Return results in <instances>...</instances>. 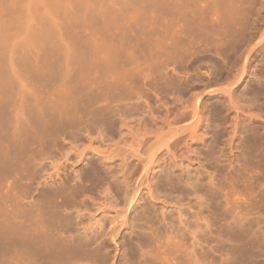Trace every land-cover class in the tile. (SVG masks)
Masks as SVG:
<instances>
[{
    "label": "bare ground",
    "instance_id": "obj_1",
    "mask_svg": "<svg viewBox=\"0 0 264 264\" xmlns=\"http://www.w3.org/2000/svg\"><path fill=\"white\" fill-rule=\"evenodd\" d=\"M34 1H35V4L37 2H39L40 6H42L40 3L44 2L43 3V5L45 4L44 9H41L42 7H39L38 5H33V4L32 5L29 4L28 5L29 7L26 8V5H25V7H22V6H20V3H19L18 6L16 5L17 7L15 8V10H13L11 13L8 12L10 15L9 16L10 19L11 18L15 19L18 17L17 20H14V22L20 20L19 22H17V24H15L14 30H12L11 29L12 27L10 26V24H8L6 22L7 21L6 17L1 14L4 9H2V12L0 13V15H1V20H0V63L4 65L3 62H6V64L4 66L0 64V66H1L0 70L2 71V72L0 71L1 72L0 73V95H2V94L6 95L8 92H10V94L18 93L17 92L18 90H16L18 88H16L14 90L16 92H13V90L11 92V89L18 87L20 85V82L23 81V80H21V78L22 79L24 78L23 77L24 73H19V72H21L20 71L21 69L18 68L19 66L21 68H23L24 70H26L29 74H33L32 76H34V75L39 76V72L36 69L39 66L38 64H40L42 62L41 60L45 61L46 58L48 57V54H50V56L52 57L51 54H53L55 52V49L57 52V53L56 52L55 53L56 54L63 53L64 58L66 55L65 52H67V49H68V52H70V54H68V55L69 56L71 55L73 57V61L77 62L76 64L79 63L80 67L83 68L84 71L90 72V70L93 71L94 68L92 70V68L89 69L88 66L90 64L95 63V62L97 63L99 60L101 61V59L103 57H105V53H103L105 51V49L109 48L108 46L112 47V44L109 45V43H106V44H108V46H107L104 43V45H106V46L103 47V49L105 48L103 52H102V50H103L102 49V46H103L102 43H101V45H99V46L97 45V47H94V48L100 47L99 52L103 53V55H102L103 57H100L99 56L100 53L98 52V49L96 51V49L94 50V48L93 49L91 48L93 45L96 46L95 45L96 40L95 41L93 40L94 44L93 45L91 44L92 46H90V44H88V43H91V41L89 42V39L92 38L90 36V38L88 37L89 39L86 42L87 43L86 45L90 46V48L87 47L88 49L93 50L92 51L93 54H91L92 60H91V58L88 57L90 55L89 53L91 52V50H89L90 52H88L87 53L88 55H87L85 52H87L88 49L85 48L86 46L84 44L81 45V47L84 46L83 49H85V52L82 55L79 52H77V53L73 52L76 50L74 48L78 49V47H80L78 43H79V41H81L78 39L81 36L78 35L79 36L78 37L77 35H75V32L77 30V29H75L74 34L72 35V32H71V34L69 33V36L72 35V36L78 37V38L76 37V39H78L79 41L75 40L76 43L78 42L77 43L78 47L73 48V43L75 42L74 39L71 41L72 45H71V42H69L70 45H68V46L70 47V49L68 46H67V48L65 47L66 42L68 43L67 40H69L70 38L71 39L73 38L71 36V37H69V39L66 40L65 43L62 42L63 40L61 41V43H63L65 45L64 46L62 44V46L65 47L64 52L59 51L60 50L59 46H57L55 48L53 45L52 46L47 45L49 48L53 47V49H52L53 53L52 52L49 53V48L47 47L48 48V50H47L48 54L46 55L47 51L45 52V55L42 53L41 56L43 57V59H40L41 57H39L37 54L38 50H37L36 44H40V42H41L40 45L42 46V41L45 42L48 39H49V41H52V39H53L52 37L56 34L55 32L58 31L57 32V34H58L59 30H60V33H61V30H63L62 31V34H63V32H64L63 28L67 27L68 25L69 26L71 25L70 27H72V29L74 28V26H72L73 23H71L72 21L70 20L71 17L67 18L70 20L71 24H68L67 26H65L64 24L65 23L67 24L68 21H64L65 23L63 22L64 23L63 28H62V25L59 26V28L61 27L62 29L57 28L56 25L59 24L60 23L59 21H61V20L59 18L55 19L56 18L55 16L59 17L60 15H62L64 17L65 16L69 17V15L73 16V14H71V12L68 8L69 6L66 9H64L63 8L64 6L61 5L62 3L60 4V2H63V0H34ZM96 1H98V0H96ZM104 1H102V2H104ZM108 1L111 2V0H108ZM119 1H118V3H120V5H122V7L125 8L124 7L125 5L122 4L124 1L123 0H121L120 2ZM133 1L138 2V0H133ZM141 1L143 2L145 0H141ZM141 1H140V4H142V6H143V3H145V2L141 3ZM146 1L152 2L153 0L152 1L146 0ZM203 1L205 2L207 0H157L155 2L156 4L153 1V3H154L153 6L155 5L156 6V7L154 6L155 8H157V7L161 8V9L159 8L158 11H161L162 13L159 14V12H158V14L160 15L161 19H163L162 15L164 16V21L166 20L165 25H167V23L169 25L170 22L174 25L177 22L178 26L174 25V28H177V27L179 28V30L178 29L177 30H178V34L180 33L179 34L180 37H181V34L184 36H187V38H190V39H192L191 37H193V38L196 37V39H197V37H204L205 40L209 41L210 44L215 46L216 52L219 51L220 48L222 50H224V49L226 50L228 48L235 46V43L238 40H240V33H241L242 27L244 25H248V18L245 16L244 12L242 11L243 9H240V7L242 8L243 7L242 5L247 2V0H212V4H209L207 2L208 6H205V4L203 5L202 4ZM31 2L33 3L32 0H31ZM31 2H29V3H31ZM73 2H74V0H73ZM91 2H93V1H91ZM110 2H107V3L110 4ZM66 3H68V2H66ZM86 3L88 4L87 0H86ZM86 3L84 0H78L76 2V7L79 9V13L77 12V14H80V17L78 15V17L80 19L88 16L89 18H86V19H87V21L89 19L90 26L92 24L90 18L92 19V17L97 16L96 18L99 20V17H98L99 15H100V17L102 16L104 18V20L102 19V17L100 18V21H102V20L104 21V22L102 21V23H103L102 25H104V23L106 25L116 24L124 16L127 18L128 17L131 18V15L128 16L129 14H126L127 9L125 10V12H123L122 10H120V8H119L120 6L119 7L117 6L118 8L115 6L116 4L115 5L112 4L113 8H115L116 10L119 9L120 11L115 12L116 10H114L112 7H111L112 10H111L109 8L110 6L109 7L108 6H104V7L100 6V7H102L101 10L98 7L99 11L94 12V10H91V9L94 8L95 4H94V6L91 5V7H93V8H91L90 4L88 6H86L87 5ZM111 3H113V2H111ZM248 3H249V1H248ZM70 4H73V3L70 2ZM97 4H98V2H97ZM105 4H106V1H105ZM140 4H139V6H140ZM146 4H149V3H146ZM151 4L152 3H150L148 6H150ZM99 5H101V3ZM134 5L135 4H133V8H132V9H134V10H132L133 12L136 10L134 7L137 8V6H134ZM37 6L39 7V10L40 9L42 10L41 12L38 11V8H36ZM148 6H147V9H148ZM151 6H150V8H151ZM88 7H90V9H88ZM122 7H121V9H123ZM34 8H35V10H34ZM152 8H151V10H154V8L153 9ZM30 9H31L33 15H36V16H31L32 13H31V15L27 14V12H29ZM94 9H96V8H94ZM33 10H34V12L37 11V14L34 13ZM66 10H67V12L69 11L68 13H70V14L66 15V12H65ZM8 11H10V10H8ZM51 12H52V14H55L53 19H51L49 17ZM138 12H140V11L138 10ZM138 12L135 11V13L137 14L136 15L137 17H138V15H140V16L142 15V18H144L143 13H144L145 17H146V15H147V17L148 16H152L153 18L155 17L153 14H151L152 11L150 13L151 15H148L149 14L148 11H146L148 13H145V12L142 13L141 12V14H138ZM154 12H156V11H154ZM5 13H7V12H5ZM155 14L158 16L157 13H155ZM81 15H83L82 18H81ZM132 16H134V18H136L135 15H132ZM22 17L24 18V20ZM29 17H33L32 19H36L38 22H41V24L43 23L42 25H45V27L41 25L42 27H44V28H41L39 25L40 23L38 24L39 29L32 24H31V26L33 28L29 27L28 22L29 23L31 22V21H29V20H31ZM66 17H65V19H66ZM152 17H151V20L148 22L153 21ZM2 18H3V20L5 19L6 21L5 20H4L5 22L2 21ZM60 18H62V17H60ZM127 18H126V20L129 19V18L128 19ZM172 18H173V20L170 21ZM54 19H55V21H57L56 24H54L52 22V20L54 21ZM146 19H148V18H144V21H146ZM149 19H150V17H149ZM126 20L124 19V20H122V22L123 21L127 22ZM155 20H156V23H158V21H159L158 18ZM82 21H83V19H82ZM97 21L96 22L94 21V24L92 26H95L96 25L95 23H97V25H101V24H99L100 22L98 23ZM154 21L151 24L150 23L149 24L153 25ZM164 21L160 20V22H162V23H164ZM34 22H36V21L34 20ZM73 22H76V21H73ZM84 22H85V20H84ZM148 22L146 21L145 25L143 26L144 27L143 29L145 31L148 29V25H149ZM160 22L158 23V25L160 24ZM85 23H87V22H85ZM127 23H129V22H127ZM136 23L139 24V26H137V27H139V30L136 29L137 27L135 29L138 32H140V28L142 27L141 25H143V24L140 25V21L139 22L136 21L135 24ZM146 23H147V26H146ZM35 24H37V22ZM155 24H154V26H155ZM172 24H170V25H172ZM78 25H79V23H78ZM86 25H84V26H86ZM97 25L95 27H97ZM170 25L168 26V30H169V27H171L170 31L173 32V34H171V36L173 35L172 37L175 40H178V42L180 41V43H181L180 39H182L184 41L185 39H183V37L180 38L179 35H176V36H178V38H180V39H178L176 36H175L176 38L174 37V35L176 34V30H174L173 26H170ZM69 26L67 28L70 29ZM130 26H131V24H130ZM79 27L81 28V26H79ZM131 27L133 28V25ZM166 27L165 26L161 27L163 29V33L165 34V32H166L168 35H170L168 33V31L164 30ZM55 28H57L58 30L56 29V31H55ZM104 28H105V26L101 30L105 31L106 28H105V30H104ZM83 29H84V27H83ZM97 29L98 28H96V31H97ZM123 29H125V28H123ZM126 29H127V26H126ZM101 30H100V32H101ZM141 30H142V28H141ZM156 30L160 31L159 28ZM172 30H174V31H172ZM125 31L126 30H124L123 32H125ZM127 31H129V29ZM77 32H79V31H77ZM22 34H23V36L20 37V35H22ZM150 34H153V33L151 32ZM155 34L157 35V33H155ZM167 34L164 35L165 38L167 37ZM16 35H18V37L21 38V40H19V42L16 39L17 38ZM58 36H61V34L54 36L55 39H53V41H52L53 43L55 42L54 40H57ZM123 36L126 37V35H123ZM153 36L156 37L155 35L148 36V37H150V39L152 37V41L148 40L149 43L151 42L153 44V41H154ZM157 36L159 37V35H157ZM171 36L167 37L168 39L170 38L169 41H171V39L173 40V38H171ZM124 37H122V40ZM164 37L162 36L161 38L163 39ZM11 38H14L13 39L14 41H12V44L14 43L13 45L11 43L9 45V41L12 40ZM140 38H141V36H140ZM156 38H155V41H156ZM161 38H157V40L161 39ZM253 38L254 37L252 36V34L251 35L249 34V37H248L249 42L252 41ZM65 39H66V37H65ZM83 39L86 41L87 38L83 37ZM83 39H82V41H84ZM129 39L131 40L132 38H129ZM122 40L117 39V41H120V43H122ZM133 40L134 39H132L131 41H133ZM140 40L143 43L144 41H142V40H145V38L140 39ZM262 40H264V30L259 35V42ZM82 41H81V44H82ZM104 41H106V40H104ZM169 41H167V42L169 43ZM188 41H190V40H188ZM197 41H198V39H197ZM197 41H196V43H197ZM128 42H126V43H128ZM134 42H135V40H134ZM138 42H140V41H138ZM161 42H162L161 40L160 41L158 40V42L154 43V44H156V47H155V45L153 47H155L154 48L155 50L159 49L161 52H163V50L166 49V47H168L167 46L168 43L166 42L167 44H165V41H163L162 44L160 45ZM184 42H187V41H184ZM51 43H49V44L51 45ZM56 43L57 42H55V44H54L55 46L57 44H59V42L57 44ZM123 43H125V42L123 41ZM136 43L137 42H135V45H136ZM151 43L149 45L152 46ZM180 43H178V44L180 45ZM187 43L190 44V42H187ZM46 44H48V42ZM97 44H99L98 41H97ZM157 44L160 46V48H161V46L162 47L164 46L163 49L162 48L160 49ZM188 44H187V46H188ZM8 45L11 47V51H10V49H9L10 47ZM124 45H126V44H124ZM137 45H139V43ZM141 45L142 44L140 43V46ZM149 45L147 47H149ZM179 45L178 46L176 45V47H179ZM181 45H182V43H181ZM34 46H35V48H34ZM116 46H118V47H116L117 49H119V46L122 49H124L123 47H125V49H126L127 45L122 46V44H121V45H116ZM144 46H145V44H144ZM144 46L143 47L141 46L142 50L143 51H145V50L149 51V49L144 47ZM151 46H150V48H151ZM169 46L170 47H168V48L170 49L171 45H169ZM195 46H198V45L195 44ZM6 47L7 48L9 47L8 50L11 52L10 57L13 61H11V59H9L10 58L9 54H8L9 52L7 51ZM32 47H33L34 51L37 50L36 53L32 50L33 51L32 54H34V53L37 54V55L34 54L35 56L33 55V57L35 59V57L38 56L36 58L40 59V61H41V62L39 61L40 63L39 62L37 63L38 60L37 59L33 60V58H31L32 56L30 57V55L28 54V53H30L28 51H31L29 49H31ZM64 47H60L61 50H63ZM81 47L77 51L82 50ZM153 47H152V51L151 50L150 51L152 53H155V50L153 49ZM172 47H174V45ZM183 47L186 48L184 46V44H183ZM191 47L190 48L188 47V49L192 50L193 48H191ZM116 48H114L115 54H114V50H113V53H111L112 50L111 51L109 50L110 51L109 55H108V53H109L108 49H106L107 50L106 56H110L111 54H113L115 57L116 51H118ZM127 48H129V47H127ZM168 48L166 50L169 52ZM179 48H180V50L182 49L181 47H179ZM4 49L6 51H4ZM39 49H41L40 46H39ZM45 49H46V45H45ZM71 49H73V50L71 51ZM125 49L124 50L120 49V50H121V52H123V51H125ZM140 50L141 49L139 47V51ZM142 50L140 51V53L141 52L143 54L146 53V55H145V56H147V57H145V58H147L146 60H148L149 53H150V56L154 55V54L152 55L151 52L147 53V51L143 52ZM159 50L157 52L161 53ZM17 51L22 52V54L18 53V55H17V53H16ZM95 51L98 53V56L96 55V53H95V56L97 58L99 57V60H97L94 56ZM167 51H166V55H169L168 57L171 59V57H173V56L171 55V57H170L171 52L169 54ZM172 51H173V49H172ZM121 52L118 51V53H121ZM125 52L121 53V54H125ZM157 52H156V54H157ZM173 52H176L179 56L181 55L183 57V55L179 54L178 51H173ZM181 52H184V51L181 50ZM188 52H190V51H188ZM14 53H15V55H14ZM64 53H65V55H64ZM74 53L76 55L79 54L81 56H78V55L76 56ZM118 53H117V55H119ZM193 53L191 56H190V54H188L189 56H187L186 50H185V56L188 57V59L187 58L186 59L187 60L191 59L190 57L193 56ZM39 54H40V52H39ZM84 54H85V56H84L85 58L82 57ZM136 54L137 53H135V57H137ZM13 55H14V57L12 58ZM86 55L89 58V60H91L90 63L88 61V63H89L88 66H87ZM113 55H111L110 58H112ZM127 55H129V54H127ZM58 56H60V55H58ZM157 56L163 57V55H159V54ZM194 56H195V54H194ZM168 57L166 58V60H168V62L170 63V60ZM58 58L54 59V60L52 59L53 60L52 62H54L55 60L57 62L59 60ZM93 58L96 61H93ZM173 58L172 59L175 61L176 56ZM180 58L181 57H178V59H180ZM48 59H50V58H48ZM48 59H47V61H49ZM114 59H111L109 61L110 62L109 64L111 66H112L111 62ZM172 59H171V61H172ZM181 59H183L185 62L184 58H181ZM8 60H10L11 63H9L10 61L8 62ZM61 60L59 63L62 62ZM150 60L152 61V63ZM153 60H154L153 57L148 60V61H150L151 65L153 64ZM65 61L67 63V60H65ZM65 61L63 63H65ZM71 61H72V59H71ZM73 61H72V64H73ZM107 61H108V59H107ZM123 61H124V59H123ZM126 61H128V60H126ZM157 61L161 62L160 58ZM179 61H181V60H178V62ZM245 61H246V57L244 58L242 71L232 73L231 79H229L230 77H228V75H230V73H231L230 71H232V70H229V72H227V75L224 77H221V76L217 77V80H220V79L223 80V83H225V87L218 88L221 90H218L216 88V89H214V91L210 92V93H214L213 96H215L217 98L216 104H214V102L211 103L214 105L213 106L211 105L212 109L210 111H208V105H206L205 102L203 101V98H201V93H196L197 91L194 89L193 91L194 92L196 91V92L195 93L192 92L189 94L186 91H183L181 84L174 85L170 81L169 84H173V92L174 93L172 95L175 94L172 99L177 103L176 104L174 103L173 104L174 106L166 107L164 112H163V116L161 118L158 117V120L155 119V123L154 124L151 123L150 127H147V124H145L146 128H144V129L146 130L147 133L152 135L151 139L148 138L149 140L152 141V143L150 144V146H148V148L146 150H143V152H142V155L144 157L143 161H145V163H146L145 166L150 162V160L155 159L154 158L155 152L157 150L161 149V147H163L162 152H165L164 155H166V156L171 155L172 148H174L176 145H178L180 143V139H181L180 138V139L170 140L172 137L170 132H172L174 130L176 133L180 132V131L188 130L190 132V134H189L190 139L195 138L194 135L197 134L199 136V138H198L199 143L198 144L200 146H202V148H204V149L203 150L201 149V152L198 153L202 156L201 158H199V156H197L198 155L197 152H194V150L191 151L192 157H189V159H193L195 161H196V159L197 160L201 159V161L200 160H198V161L200 162L199 166L202 168V170H200L199 173L197 174L198 177L196 176L193 179V181H191L190 183L188 182L190 178L186 177V181L183 182L182 179H179L177 176L174 175V173L168 171L167 169H163V172L165 173V175L160 176L159 180L157 179L158 182H156V186H154V184H152V183H149L145 188H141L139 186V183L137 180L138 177H136L133 174L129 177V181H127V182L124 181L125 183H123L124 184L123 188L121 187L120 182L117 183L118 185L115 184L116 193L120 195L123 192V201H124L125 206H126V211H130V212L136 209V207H137L139 201L142 199L143 195L147 196L148 200L151 202V197H153L156 194V191H158L159 193H161L163 190L168 191L169 193L178 192L177 197L179 199H182V197H186L188 195L194 196L195 205L193 207H195L196 210L191 212V216H192L191 219H190L191 216H189L190 215L189 214L187 216L189 218H187V217L186 218H180L178 220V224L174 225V223H172V222L166 223L164 218H160L162 221L165 222V223L163 222L164 224L161 223V225L163 224V227L165 228V229H163V232L168 231L167 234L164 232V234L161 235L162 237H158V236H160L158 234H160L162 230L160 231V233H158V232H156V234L154 233L156 231V229H158L159 227H157L155 225V223H157V221L155 222V220H157V216L154 215L153 210L151 208V205L149 203L147 205L145 203L143 207L141 205L142 208H141L140 212L135 214L133 219H132V222H133L132 226H133V228H136L137 224H138L137 222L143 221L145 226H147V229L149 228V232L154 234L155 240L151 239L152 241H150V240H148L149 239L148 238L147 241L149 244L152 245L150 247L148 246V248H150V250L153 249L152 253H154V251H156V255L154 253L155 258L154 257H153L154 259L151 258L152 260L150 258H149L150 260H147L144 257V252L146 251L145 250L146 248H144V252H142L143 251L142 245L146 242H144L142 244L141 240H143V239H140L139 238L140 236H138V238H136V239L138 241L140 239L139 242L141 243V245L139 246V248H142V249H140L141 252H140V250H138L140 253H138L139 257L134 259L135 264H214V262H212V258H213L212 252H213L215 245H212L211 241H213L212 240L213 238L216 239V237L212 236L213 235V233H212L213 228L212 227L214 225L216 226L217 223L219 224V226L216 228V230L218 231L219 234L218 235L216 234V235L219 236V238L220 237H223V238L217 239V241L219 240L220 242H217L215 239L214 240L219 244V246H220V244H221V246L223 244L225 246V244H226L225 242H227V243L231 242L232 243V246H230V247L233 249V252L235 253V255H234V257H233V255H231V257H233V258H231V259H233L232 261L229 258L230 263L233 262L231 264H242V258L246 256V255L244 256V252L249 254L250 251H254L253 249H260L262 247V245H264V243H263L264 242L263 241L264 235L262 234L263 231H261L262 227H260L261 224H260V226L258 225V221H260V218H262L261 216L264 212V185H263L264 181L262 180L263 181V183H262L259 179H257L258 173L254 172L256 174V177H255V175L253 174L254 169H252V166H251V165L254 166L255 162H256L255 165H258V164L261 165V163H262V166L264 165V132H261L260 127L258 126L259 124L260 125L262 124V126L264 125V110L262 109V108H264L263 107L264 106V89L261 88V85H263V84H261L259 87V84L262 83L261 79L256 80V82L254 83V87L251 88L249 86V85H251L250 81L247 82L245 80L246 81L245 82L244 78H241L243 69L245 68ZM12 62H14L15 65L17 64L18 67H17V65L15 66L14 63L12 64ZM50 62L51 61H49V63ZM162 62H164V61H162ZM63 63H61L60 65L58 64L62 69H64V67L61 66V65L64 66ZM112 63H114V62H112ZM121 63H122V61H121ZM128 63H129V61H128ZM157 63L158 62H156L155 65H158ZM175 63H177V60L175 61ZM11 64L14 66H12ZM76 64H74V66L78 67V65H76ZM107 64H106V66H107ZM124 64L127 65V63H124V62L121 65L124 66ZM7 65L11 66V67L7 68ZM94 65H96V64H94ZM117 65H118V63H117ZM151 65H149V68H151ZM167 65L164 66V68L165 67L167 68ZM175 65L176 64H174V67H175ZM53 66L57 67V64L56 65L53 64ZM103 66H105V64ZM114 66H116V65H113L112 67H114ZM158 66H163V65H158ZM169 66H172L171 63ZM14 67L18 68V70H15L16 72H13V73L15 75V73H17L19 71L17 74H19L18 76H20L21 81L19 80V77L16 75H15L16 77H14V79L13 78L10 79V77H13L12 76L13 74H10L9 69L11 68L10 70H12V68H14ZM42 67H41V69H42ZM60 67L57 70H61ZM66 67H68V64L65 66V69H67ZM101 67H102V65L100 66V68ZM112 67H110L109 71H112L111 70ZM117 67H114V68H117ZM81 68H79V69L77 68V70H81ZM103 68H104L103 72H105V67H103ZM128 68L130 69L131 67H128ZM160 68L162 69L163 67H160ZM43 69H45V67H43ZM65 69H64V71L62 70V72H66V73H63V74H65L64 76H66V74H67V71H65ZM68 69H69V67H68ZM98 69H99V67H98ZM108 69H109V66H108ZM39 70H40V68H39ZM42 70H40L41 73H42ZM46 70H47L46 72L48 73V69H46ZM95 70H96V72H94V73H97L98 71L96 68H95ZM122 70H125L124 67L121 68V72L119 71L118 73H116V72L114 73V74H116L115 78H118V81H120V83H117L118 81L116 82L114 80L113 82H116V84H122V82L126 78V75H124L125 78L122 76ZM126 70H128V69L126 68ZM174 70H175V68L172 71L175 72ZM8 71H9L10 77H8V75H7ZM12 71H11V73H12ZM117 71H118V68H117ZM125 71L123 73L127 72L129 74V76L133 75L132 78H134L135 73L132 74L133 71L132 72L130 71L131 73L128 71H126V72ZM147 71H149V70H147ZM27 72L25 73L26 78H27V75H29ZM58 72H61V71H58ZM58 72H56V73L52 72L51 73L49 71V73L47 75L50 76L53 73H55L57 75ZM68 72L70 73V71H68ZM136 72L138 73V70ZM81 73H78V75ZM149 73H151V71H149ZM43 74H45V73H43ZM81 75H79L80 79H77V80H82L84 82L83 79H85V78H83V77H86V79H85L86 82L88 81L91 84V81H92L91 79H93V78H90L91 75L89 76V73L85 74L86 76H83L82 77L83 79H81ZM103 75H105V73H103ZM103 75H101V76H103ZM136 75H138V74H136ZM136 75H135V78H136ZM41 76L42 75H40L38 78H40ZM45 76H46V74H45ZM45 76H44V78H45ZM49 76H47V77H49ZM64 76H62V78H64V80H66L65 79L66 77H64ZM87 76L89 77L90 80L89 79L87 80ZM99 76H97V77H99ZM174 76H176V75H174ZM42 77H41V79H43ZM92 77H94V75ZM119 77H121V78L123 77L124 80L121 79L122 80V82H121V80H119ZM26 78H24V79H26ZM30 78L31 77H29V80H30ZM68 78H67L68 81L66 80L67 82H69V80H70V75ZM75 79H76V77H75ZM75 79H73V80L75 81ZM129 79H131V78L129 77ZM12 80H14V84L16 83V85H18V84L19 85L18 86L15 85V87H14V84H13V86H12ZM17 80L20 82H18ZM27 80H28V78H27ZM31 80H33V78H31ZM43 80H45V79H43ZM43 80L39 79V83ZM214 80H212L213 83H215ZM82 81H80V82L83 84L82 86L84 87V84H87V83L86 82L83 83ZM125 81L127 82V80H125ZM131 81H134V80L131 79ZM176 81H178V80H176ZM35 82H38V79H37V81L35 80ZM93 82H94V79H93ZM239 82L241 83V86L244 85L242 87V89L244 88V90L241 89L242 91H240L241 93L239 92L240 94H238V92H237V90H239L238 86H237L239 84ZM77 83H76V85H77ZM210 83H211V81H210ZM213 83L211 85L210 84L209 85L212 87ZM223 83H222V85H224ZM65 84H67V83L65 82L64 85ZM106 85H107V83H106ZM235 85H236V87H235ZM118 86H120V85H118ZM121 86H123V85H121ZM233 86L235 88H233ZM107 87H109V86L107 85ZM164 87H165V85H164ZM68 88H69V86H68ZM87 88H86V90H87ZM115 88L113 90H115ZM63 89H60V90H63ZM75 89L77 90V88H75ZM170 89H172V85H171ZM184 89H186V88H184ZM65 90H66V88H65ZM78 90L76 91L77 93H78ZM82 90H85V88L84 89L82 88ZM107 90H108V88L106 89V91ZM217 90L219 91V93L217 92ZM19 91H20V88H19ZM58 91L59 90H57V92ZM75 91H74V93H75ZM79 91H81V87H80ZM85 91H83V92L86 94L87 91H89V90H87L86 92ZM20 92H19V94H20ZM22 92L25 93L24 90ZM59 92L61 93L62 91H59ZM185 92H186V95L188 94L186 98L183 97V96H185L184 95ZM188 92H190V91H188ZM199 92H201V91H199ZM72 93H73V91H72ZM91 93L93 95V92H91ZM107 93H108V91H107ZM10 94H8V98L12 99ZM56 94H59V93L55 92L54 98H52V99L56 98L58 100V99L63 98L62 97L63 95L61 96V94H59V95H56ZM105 94H106V92H105ZM169 94H171V93L169 92ZM86 95L89 96L90 93L86 94ZM92 95L90 97H92ZM117 95H118V93H117ZM56 96H61V97L58 98ZM87 96L85 98H87ZM111 96H113V95H111ZM5 97H3V98L5 99ZM22 97L24 99L26 96L22 94ZM218 97H219V99H218ZM8 98L6 97L7 100H8ZM50 99L51 98H49V100ZM73 99H74V101L77 100V99H75V97H73L71 99V101ZM87 99H88V101H90L89 97ZM26 100H28V99L26 98ZM30 100L33 101V103L30 102V104L33 105L34 101H37V98H36V100L32 99V98ZM38 100H40V99H38ZM65 100H67V102ZM65 100H64L65 102H63L62 100H60V101L63 102V106L65 103V107H66V106H68L67 103L69 101V98H67V96H66ZM84 100H83V103L85 102ZM1 101L2 100H0V180H2V179L4 180V178H6L5 176H7V175L18 174V186L20 185L21 187H25L26 189H29L32 186L33 181L35 180V176L37 175L36 174L37 173V166H38L39 162L41 161V158L37 159L36 157L37 156L42 157L41 155H44L45 152L43 153V151L45 149L50 150L51 148H55V146L58 145L59 138H62L64 140L66 138L67 134L70 135L71 130L69 132H68V130L70 128H73L74 126H76L75 123H76L77 117H79V118L81 117V116H77V115L82 113L83 111H80L79 108L73 109L72 107L71 108L73 110L71 108L68 109V107L61 108L60 105L62 104V102H60L61 104L60 103L58 104L59 105L58 107H60V108H56L54 106L53 108L51 107L52 109L51 108L47 109L49 107V105L46 104L47 107L45 106L46 108H44L43 106L45 105V103H41L42 100H40L39 104H40L41 108L38 106L39 104L35 103L36 104L35 107L38 106L39 108L37 107L34 109L33 108L35 105L34 104L32 109H29V106H28L27 111L24 109L27 107H25V105L23 106L22 104H20L22 106V108L24 107L23 108L24 110L23 109L21 110V107H20V109L18 108L19 110H17V111L19 112L21 110L20 111L21 114L18 113L17 111L14 112V110H13L15 118L17 117L15 114L16 112L20 115L16 118V121L14 120L15 123H13L14 128L12 129V132H9V130H10L9 124H11V123H9L10 122L9 119L5 116L4 107L1 104ZM3 101H5V100H3ZM50 101L53 102L52 100H50ZM74 101H73V103H74ZM218 101H220L223 104L228 103V105L226 106L227 110L229 109V105H231V104L235 110H237V111L241 110V111L237 112V117L238 116L242 117V122H240L239 119L232 118L229 115L224 116V117L221 116V111H220L219 106L217 104ZM44 102H45V99H44ZM55 102H57V101H55ZM78 102H80V101H78ZM69 103H70V101H69ZM75 103H76V101H75ZM75 103L71 104V106L76 105ZM83 103H82V105H83ZM8 104H9V102H8ZM41 104H44V105L42 106ZM211 106L209 105V107H211ZM88 109L86 108L87 111H88ZM90 110H91V112L90 113L88 112L87 115L90 114V116H92V121H94V122L97 121V123H99L100 125L103 126V128H101V129L99 127L98 128L100 130L103 129L105 131L107 130L110 133H113L114 123L112 122V119L115 116L114 110L108 109V108L107 109L101 108V110L99 109L97 111H92V109H90ZM118 114H119L120 118L128 115V113L125 111H119ZM82 117H84V116H82ZM209 119H210V121H209L210 124H208ZM89 120H90V118H89ZM77 121H78V119H77ZM121 122L122 121L120 120V123ZM185 122H187V123H185ZM203 122H205V127L207 129L205 131L201 130V128L203 126ZM87 124H88L87 126L90 125L89 123H87ZM95 125H97V124H95ZM149 125H150V123H149ZM208 127L209 128L211 127V129L208 130ZM165 129L167 131L166 133H164ZM73 135H75V134L73 133ZM67 137H69V136H67ZM192 144L195 146L197 143L192 142L190 144V147L193 146ZM195 148H197V147L195 146ZM45 158H46V156H45ZM261 169H263V168H261ZM262 173H263V170H262ZM259 175L261 176V174H259ZM260 176H259V178H260ZM23 180H24V182L20 183ZM103 181H104V178L100 175V172L98 171V169H96L95 167H91L90 169H87L82 174L80 182L74 181L73 183H71L70 180H68V179H60L59 181H57L55 183V186L43 188L42 190H40L39 194L37 195L36 200L31 202L32 204L28 208L21 207L22 204L19 201L18 202V216L15 214V212H16L15 211L14 214H12L13 216H11L12 218H10V217H8L10 215L9 211L7 210V212H6L9 214L8 215V214H5L6 210L4 209V206H3V209L0 208L2 210L0 213V256H7L8 253L14 252V253H16V256L15 257L13 256V257L18 260V264H102L104 262L103 252L101 250L100 245L97 243V239L92 235L88 236L87 234H84V235L75 234L78 230H74L71 227L72 221H71L69 214H67V212H68L67 210L71 207L77 206V200L79 198L86 196V194L88 192H90L91 190H93L95 188H99L101 186V184L103 183ZM7 182H9V181H7ZM165 191H164V193H165ZM14 217H16V219L18 218V223ZM262 219H264V217ZM261 221H260V223H261ZM140 223L142 224V222H140ZM146 223H149V226L146 225ZM157 224H159V223H157ZM153 226H155L154 229H153ZM163 227H161V228H163ZM263 227H264V225H263ZM151 229L153 230V232ZM142 231L143 230L141 228V231L140 230L138 231V229H137V231L135 230L134 232L135 233H137V232L141 233ZM144 231H147L146 228L144 229ZM141 234H138V235H141ZM149 235L150 234H148V236ZM152 235L150 237H152ZM146 236H145V239L147 238ZM262 236H263V238H262ZM161 238H162V240H161ZM137 240L135 241V243L137 242V244L139 245ZM149 244H147V245H149ZM138 245H137V247H138ZM227 245H229V244H227ZM151 247H152V249H151ZM246 250L247 251L250 250V251L247 252ZM147 251H148V249H147ZM229 251H232V250H229ZM256 251H258V250H256ZM215 252H216V250H215ZM149 253L151 254L150 251H149ZM251 255H252V252H251ZM251 255H250V257H254L253 255L252 256ZM228 256H227V260H228ZM8 257L10 258V256H8ZM9 258H7V260ZM11 258H10V260H11ZM14 258H12V261L15 260ZM224 258H226V257H224ZM223 259H222L223 262L220 260L221 264L224 263ZM246 259L247 258H245V260ZM10 260H8L9 263L13 264V262L12 261L10 262ZM227 260L225 261V263L227 262ZM248 260H251V259H248ZM3 261L5 262V260H3ZM105 262H106V260H105ZM105 262L103 264H105ZM132 262H133V260H132Z\"/></svg>",
    "mask_w": 264,
    "mask_h": 264
},
{
    "label": "rangeland",
    "instance_id": "obj_2",
    "mask_svg": "<svg viewBox=\"0 0 264 264\" xmlns=\"http://www.w3.org/2000/svg\"><path fill=\"white\" fill-rule=\"evenodd\" d=\"M32 1H33V3L31 2V0H25V1L24 0H20V1L19 0H0V10H1L0 13L2 12V9H4L1 14L6 17L7 21L5 19L4 20L8 24H10V26L12 27L11 28L12 30L15 29V24H17V22H19L20 20L14 22V20H17L18 17L15 18V19H12V18L10 19L9 18V16H10L9 13H11L13 10H15V8L18 6L19 3H20V6H22V7H25V5H26V8L29 7L28 6L29 4H31V5L33 4V5H38L39 7H42L41 9H44V7H45V4L43 5L44 2H41L40 4L42 6H40L39 2H37L35 4V1L34 0H32ZM69 1L71 3H73V4H70ZM77 1L78 0H74V2H73V0H63V2L59 1L60 4L62 3L61 5L64 6L63 7L64 9H66L69 6L68 8H69L71 14H73V16L69 15V17H66V16L65 17H66V19L71 17L70 20L72 21L71 23H73L72 26H74V28L72 29V27H70L71 25L70 26L68 25V24H71L69 19L66 20L65 17L62 16V15L57 17V16H55V14H52V12H51L52 15L51 14L49 15V17L51 19H53L54 16H55L56 17L55 19L59 18L61 20V21L58 20L60 23L56 25L57 28H59L60 25H62V28H63L64 25L65 26L68 25L70 27V29L67 28L68 26L64 27L63 28L64 29L63 34H62L63 30H61V33H60V30H59L58 34H61V36H58V38L56 37L58 41L57 40H54V41L57 42V43L59 42V44L61 46L59 44H57V43H56L57 45L55 46L54 45L55 42L54 43L52 42L53 39H55L54 36L58 35L57 34L58 31H56L57 28H55V31H56L55 33L56 34L52 37L53 38L52 41H49V39L47 41H45V42L42 41V46L40 45L41 42H40V44H36L38 52H37V50L34 51L33 47L31 49H29L31 51H28V52H30L28 54L30 55V57L32 56L31 58H33V60L37 59L38 60L37 63H38L40 61V59H43L41 54L43 53L45 55V52L49 48L48 46H52L53 45L55 48L57 46H59V49H60L59 51L64 52L65 47L67 48V46L70 45L69 42H71L73 39H74V41L75 40L76 41H79V40L82 41L83 37L87 38L86 41L83 39L84 41H82V44H81V41H79V43L78 42L77 43L79 44L80 47H81V45L84 44L86 46L85 47L86 49L90 48V46H92L94 44V41L96 40L95 41L96 42V44H95L96 46L93 45L91 47L92 49L94 47H97V45L98 46L101 45V43L103 45L102 49H103L104 46H106V45L108 46V44H106V43H109V45L112 44L113 48L110 47V46H108L109 48H106V49H108V52H109L108 55L110 54L111 50H112L111 53H113V50H114V54H115V49L114 48L118 47L116 45H121V44H122V46H126L127 45L126 46L127 50L125 49V47H123L126 52L125 51L121 52V50H124V49L120 48V46H119V49L116 48L119 52H121V53L125 52V54L118 53V51H116L115 57H114L113 54H111L116 59L115 60L113 57L110 58L111 55L110 56H106V51L107 50L105 48H104L105 51H104V49L102 50V52L104 51L103 53H105V57L102 56L103 55L102 52L101 53L99 52V48L100 47L99 48H94V50L96 49V51L98 49V52L100 53L99 56L103 57V58L100 61L99 57L97 58L95 56V53L98 56V53L95 51L94 52V56L99 61L97 63L95 62V63L89 65L90 61L92 60L91 54H93L92 53L93 50L88 49V51L86 50L87 52H85V49H83L84 46H82L81 47L82 50L77 51L80 47H78V44L75 41L73 43V48L74 47H78V49L74 48L76 50L73 51V52H76V53L79 52L82 55L84 52L87 54L88 52H90L89 50H91V52L89 53L90 55L88 56L89 58H91V60H89V58L87 57L88 54L86 55V57H87V66L89 65L88 66L89 69L92 68V70H93V68H94V70L93 71L90 70V72L89 71L86 72V71H84L83 68L80 67L79 63L76 64L77 62L73 61V57L71 55L70 56L68 55V54H70V52H68V49H67L68 53L65 52L66 55L64 53V55H65V58H64L63 57V53L56 54L57 53L56 49H55L56 53L55 52L53 53L52 52L53 47H50L49 48V53L50 52L53 53V54H51L52 57L50 56V54H48V51H47L46 55L48 54V57L45 60L47 63L45 61L41 60L42 62L41 61H40L41 63L39 62L41 65L38 64L39 66H38V68H36L38 70V72H39V76L42 75L43 77L42 76L41 77L43 79H45V80L41 79V77L38 78L39 77L38 75L37 76H35V75L32 76L33 74H29L26 70H24L20 66L18 67V65L16 64L17 67L19 69H21L20 70L21 72H19V71L18 72L19 73H24V75H23L24 78H26V76H25L26 72L30 76L27 75L28 80H27V78L26 79H24V78L22 79L21 78V80H23V81H21L20 80V76H18L19 74H17L18 72L15 73V75L18 76L19 80L21 81L20 82V81L17 80L18 82H20V85L17 83L20 87L18 85H16V83L14 84V80H12V86L14 84V87H15V85L18 86V87H15V88L11 89V92H12V90H13V92H16L14 90L16 88H18V89H16V90H18L17 91L18 93L10 94V92H8L6 95H4V94L0 95L1 96L0 100H2L1 104L4 107L5 116L9 119V121H10L9 123H11V124H9V127H10L9 132H12V129L14 128L13 127L14 126L13 123H15L16 118L21 114L20 111L24 108V107L22 108V106L20 104H22L23 106L25 105V107H27V108H24V109L27 111L28 106H29V109H32V107H33V105L35 103L39 104L40 103L39 101L42 100L41 103H45V105L41 104L42 106L44 105L43 106L44 108H46L47 105H49V107L47 109H50L51 107L53 108L54 106L56 108H60V107L61 108H63V107L66 108V107H68V109H70L72 107L73 109L74 108L75 109L79 108V110L83 111V112L77 115V116H81L80 117L81 119L79 117H77L78 121L76 119V123H75L76 126H74L73 128H70L68 130V132L71 130L70 132H71L72 135L71 134L70 135L67 134V136H69V137L66 136V138L64 140L62 138H59L58 145L55 146V148H51L50 150L49 149H45L43 151V153L45 152L44 155H41L42 157H40V156L36 157L37 159L41 158V161L39 162V164L37 166V173H36L37 175L35 176V180L33 181V184H32V186L29 189H26L25 187H21L20 185L18 186V174L7 175V176H5L6 178H4V180L3 179L0 180L1 181L0 182V185H1L0 186L1 187L0 188V208L3 209V206H4V209L6 210V211L4 210L5 214H8V213H6L7 210H8L9 213H10V215L8 214L9 215L8 217H10V218H12L11 216H13L12 214H14L15 211H16L15 214L18 216V202L19 201L22 204L21 207L28 208V207L31 206V204H32L31 202L36 200L37 195L39 194L40 190H42L43 188H48V187H51V186H55V183L57 181H59L60 179H68V180H70L71 183H73L74 181L80 182L82 174L87 169H90L91 167H95L100 172V175L104 178V181H103V183L101 184V186L99 188H95V189L91 190L90 192H88L86 194V196L79 198L77 200V206L71 207V208H69L67 210L68 211L67 214H69V216L71 218V221H72L71 227L74 230H78L75 234H82V235L87 234L88 236L92 235V236H94L97 239V243L100 245L101 250L103 252L104 262L106 260L105 264H135L134 263L135 262L134 259L139 257L138 253L141 252L140 249L143 248L142 252H144V248H146L145 252L147 254L144 252V257L147 260H150L151 258L154 259L155 255H156V251H154V253H155V255H154V253H152L153 252L152 251L153 250L152 247H151L152 250H150V248H148V246L150 247L152 245L148 243L147 239L149 238L148 240L152 241L153 239L155 240V238H154V234L149 232V228L147 229V226H145L144 222L140 221V222H142V224L140 222H137L138 223L137 224L138 228L137 227L133 228L132 219H133L134 215L140 212L141 208L144 206L145 203H146V205L149 203L151 205V208L153 210L154 215L157 216V220H155V222L157 221V223L160 224L159 225V224L155 223V225L157 227H159V228L156 229V231L154 233L155 234H156V232L160 233V231L162 230L161 233L158 234V235H160L158 237H162L161 235L164 234V232H165V231L163 232V229H165L163 227V224L165 222L166 223L172 222V223H174V225H177L178 224V220L180 218H186L189 214H190L189 216H191V212L196 210V208L193 207L195 205L194 196L188 195L186 197H182V199H179L177 197L178 192L169 193L168 191L163 190L161 193H159L158 191H156V194L153 197H151V202L148 200L147 196L143 195L142 199L139 201L136 209L130 212V211H126V206H125V203L123 201V192L120 195L116 193L115 184L120 182L121 187L123 188L124 187L123 183H125L124 181H126V182L129 181V177L133 174L136 177H138L137 180H138L139 186L141 188H145L149 183H152V184H154V186H156V182H158L159 177L162 176V175H165V173L163 172V169H167L168 171L174 173V175L177 176L179 179H182L183 182L186 181V177L190 178L189 181H188L190 183L197 176L199 171L202 170V168L199 166L200 162L198 161V160L201 161V159H198V160L196 159V161H195L193 159H189V157H192L191 151L194 150V152H197V154H198L199 152H201V149L203 150L204 148H202V146H200L198 144L199 143V141H198L199 136L197 134L194 135L195 138L190 139V136H189L190 132L188 130L180 131V132H177V133L175 132V130L170 132V134L172 135L170 140L180 139L181 138L180 139V143L178 145H176L174 148H172V153L173 154L171 153L170 156L164 155L165 152H162L163 147H161V149H159V150H157L155 152V155H154L155 159L150 160V162L145 166L146 163H145V161H143L144 157L142 155V152H143V150H146L148 148V146H150V144L152 143V141L149 140V139H151L152 135L147 133L146 130L144 129V128H146L145 124H147V127H150L151 123H153V124L155 123V119L158 120V117L161 118L163 116V112H164L166 107L174 106L173 104L177 103V102H175L172 99L174 97V95H175V94L172 95L174 93L173 92V84L174 85L181 84L183 91H186L189 94L194 92L193 91L194 89L197 91V92L195 91L196 93H201V98H203V101L205 102V104L208 105V111H210L212 109V106L214 104H216V100H217V98L215 96H213L214 93H210V92L214 91V89H216V88L218 89V88L225 87V83H223V80L222 79L217 80V77H219V76L224 77V76L227 75V72H229V70H232V71H230L231 72L230 75H228V77H230L229 79H231L232 73H234V72L236 73V72L242 71L245 57H246L245 68L243 69L241 78H244V81L245 80L247 82L250 81L252 86L251 85H249V86L251 88L254 87V83L256 82V80L261 79L262 83L259 84V87H260L261 84H263V85H261V88L264 89V40L259 42V35L264 30V0H247V2H246L247 4L244 3L242 5L243 7L242 8L240 7V9H243L242 11L244 12L245 16L248 18V25H244L242 27L241 33H240V40H238L235 43V46H233L231 48H228L226 50L225 49L222 50L220 48L219 51H217V52L215 51V46L210 44L209 41L205 40L204 37H197V39H198V41H197L196 37L195 38L191 37L192 39H190V38H187V36H184V35L181 34V37H183V39H185L184 41L190 42L191 45L188 44L187 42H184L182 39H180L181 38L180 35H179L180 33L178 34L179 28L178 27L174 28V25L178 26V24L176 22V24L173 25L170 22V21L173 20V18H172L169 21L170 24H172V25H170V24L169 25L173 26L174 30H176V34L174 35V37L176 35H179L180 38H178V36H176V37L181 40L182 45H181L180 41L178 42V40H175L172 37L173 35L171 36V34H173V32L170 31L171 27H169V30H168V26H169L168 23H167V25H165L166 24L165 23L166 20L164 21V16L162 15L163 19H161L160 15H159L160 13H162L161 11H158V9L160 7L155 8L156 6L155 5H154L155 7L153 6V4L157 0H153L154 3H153L152 0H151L152 2H147L146 0L143 1L145 3H143L141 0H138L139 3L138 2H134L133 0L132 1L131 0H123L125 3L124 2L123 3L121 2V3L123 5H125L124 6L125 8H123L122 5H120V3H118L119 0H117V1L116 0L115 1L111 0V2H113V3H111L108 0H105L107 5L105 4L104 0H102L104 2H102L101 0H98V1H96V0H87L88 4L86 3V0H84L85 3L87 4L86 6H88L90 4V7H91V5L94 6V4H95L94 8H96V9L91 7V8H93L91 10H94V12L99 11V8L101 10V8L104 7V6H108V7L110 6L109 8L112 10V8H113L112 4H114V5L116 4L115 6L116 7L120 6L119 7L120 10H122L123 12H125V10L127 9L126 10L127 11L126 14H129L128 16L131 15V18L128 17L130 20L123 15L125 17V18L124 17L123 18L125 20L127 18L128 20H126V21L129 22V23H127L125 21L122 22V20H124L122 18L116 24H110V25H106L105 23H104V25H102L103 24L102 21L104 20V18L101 16L103 20L100 21L101 17L99 15L98 16L99 20L96 18L97 16L96 17H92V19L94 18L93 20L90 18V20L92 22L91 26H90L89 19H88V21L86 19V18H89L88 16L82 18L83 15H81V18L83 19V21H82V19L79 18L80 14H77V12L79 13V9L76 7V2ZM91 1H93V2H91ZM140 1H141V3H143V6H142V4H140ZM248 1H249V3H248ZM29 2H31V3H29ZM66 2H68L69 4L66 3ZM97 2H98V4H97ZM99 2L101 3V5H99L100 4ZM107 2H110V4L107 3ZM207 2L209 4H212V0H207L205 2L203 1L202 4L203 5L205 4V6H208ZM132 3L135 4L134 6H137V8L134 7L136 9L135 11L136 12H138V10L140 11V12H138V14H141V12L142 13L143 12H145V13L149 12L148 15L153 14L156 17V18L155 17L153 18L152 16H148L147 17V15L145 17L144 13H143V17L144 18H148V19H146L147 22L150 21L151 17H152L153 21L158 18V20H159L158 23L160 22V20L164 21V23L160 22V24L158 25V23H156V20H155L154 24L155 23L156 24L154 26V24L150 25L153 21L148 22V24L149 23L150 24L148 25V29L146 28L147 30L145 31L143 29L144 28L143 26L145 25L146 21H144V18H142V15L141 16L138 15V17H137L136 16L137 14L135 13V11L134 12L132 11V10H134V9H132L133 8V4ZM146 3H149V4L152 3L151 4L152 6L151 5L150 6H151V8L153 7L154 10H151L150 6H148L149 4H146ZM139 4H140V6H139ZM38 6L36 8H38V11L41 12L42 10L41 9L39 10ZM100 6H102V7H100ZM147 6H148V9H147ZM90 7H88V9H90ZM121 7L124 10L121 9ZM113 9L116 10L115 8H113ZM8 10H10V11H8ZM34 10H35V8H34ZM34 10H33V12H34ZM120 10L117 9L115 12L120 11ZM146 11H148V12H146ZM151 11H152V13H151ZM154 11H156V12H154ZM5 12H7V13H5ZM65 12H66V15L70 14V13H68L69 11L67 12V10ZM158 12H159V14H158ZM31 13H32V11L30 9L29 12H27V14L31 15ZM34 13L37 14V11L34 12ZM155 13H157L159 17ZM78 15H79V17H78ZM132 15H135V17L137 19L134 18V16H132ZM31 16H36V15H33V13H32ZM60 17H62V18H60ZM149 17H150V19H149ZM29 18L31 19V20H29L31 22L30 23L28 22V24H29L28 26L29 27L33 28L31 26V24L36 26L38 29H39V27H38L39 25H40L41 28L45 27V25H42L43 23L41 24V22H38L36 19H32L33 17H29ZM55 19H54V21L52 20V22L54 24L57 23V21H55ZM0 20H1V15H0ZM4 20L2 18V21H4ZM23 20H24V18H23ZM34 20L37 22V24H35L36 22H34ZM84 20L87 23H85ZM138 20L140 21V25L143 24V25H141L142 27L140 26L143 31L140 28V32H138L136 30V29L139 30V27H137V26H139V24H137V23L135 24L136 21L139 22ZM64 21H68V23L66 24ZM73 21H76V22H73ZM94 21L95 22L97 21L98 23L100 22L99 24H101V25H97V23H95L97 25V27H95L96 25L92 26L94 24ZM78 23H79V25H78ZM130 24H131V26L133 25V28L130 26ZM41 25L44 26V27H42ZM84 25H86L87 27L84 26ZM79 26H81V28ZM104 26L106 28V30L104 28V30L106 32L101 30V29H103ZM126 26H127V29H126ZM146 26H147V23H146ZM164 26L165 27L167 26L164 30L168 31V33L170 35H168L166 32H165V34H167V37L171 36V38H173L174 41L172 39H171V41H169L170 38L168 39L167 37L166 38L164 37L165 34L163 33V29L161 28V27H164ZM83 27H84V29H83ZM96 28L99 29V30L97 29L98 32L96 31ZM123 28H125V29H123ZM158 28L160 29V31L156 30ZM75 29H77L76 32H75ZM128 29H129V31H127ZM100 30H101V32H100ZM124 30H126V31L123 32ZM174 30H172V31H174ZM77 31H79V32H77ZM71 32H72V35L75 32V35H77V36L79 35L82 38L79 37V36H78L79 37L78 38L76 36L79 39L78 40V39H76L75 36H72V35L69 36V33L71 34ZM151 32L153 34H150ZM155 33H157V35H159V37ZM249 34L250 35L252 34V36L254 37L253 40L250 41V42H249V39H248ZM123 35H126V37H124ZM139 35L141 36V38H140ZM151 35H155L157 38H161L163 36L164 37L163 39L161 38V39H158V40L159 41L161 40L162 42L165 41V44H167L168 43L167 41H169L170 44L168 43L167 46L170 47L169 45H171V48L169 49L168 47H166V49L168 48L169 52L166 49H164L165 51L163 50V52H161L158 49L161 52V53H158L157 52L158 50L154 49L156 47V44H154V43L158 42L157 38L154 37V36H153V38H154L153 40L155 41V38H156V41L155 42L153 41V44L150 42L152 44V46L149 45L150 44L149 41H152V37L150 39V37H148V36H151ZM22 36H23V34L20 35V37H22ZM71 36L73 38L72 39L70 38L71 39L70 40L69 37H71ZM90 36L93 39L90 38ZM16 37H17L16 38L17 41L19 42V40H21V38H19L18 35H16ZM65 37H66V39H65ZM122 37H124L123 40H122ZM129 38L134 39L135 42H137L136 45H135L134 40L131 41L132 39L130 40ZM139 38L140 39H144L145 38V40H142L145 43L144 42L142 43ZM11 39H10L11 41H9V45H10V43L12 44V41H14L13 40L14 38H11ZM67 39H69V40H67ZM88 39H89V42L91 41V43H88V44H90V46L86 45L87 44L86 42L88 41ZM117 39L118 40H122V43H120V41H117ZM66 40L68 41V43L66 42ZM104 40H106V41H104ZM127 40L128 41L130 40V41L128 42ZM188 40H190V41H188ZM61 41L64 42V43L66 42V44H65L66 46L63 43H61ZM97 41H98L99 44H97ZM123 41L125 43H123ZM138 41H140V42H138ZM196 41H197V43H196ZM47 42H48V44H46ZM126 42H128V43H126ZM162 42L160 43V45L162 44ZM49 43H51V45ZM104 43L106 45H104ZM138 43H139V45H137ZM140 43L142 44L141 45L142 47L145 44L144 47L148 48L149 51L148 50L143 51L141 46H140ZM178 43H180L181 46ZM186 43L188 44V46H187ZM62 44L65 47L62 46ZM74 44L75 45L77 44V45L75 46ZM124 44H126V45H124ZM172 44L174 45V47H172L173 46ZM183 44H184L185 47L186 46L187 47L184 48ZM195 44H197L198 46H195ZM45 45H46V49H45ZM71 45H72V42H71ZM148 45H149V47H147ZM154 45H155V47H153ZM176 45L177 46L179 45V47H181V48L183 47L181 50H183L184 52H181L180 48L176 47ZM39 46H40V48L42 50L39 49ZM138 46L140 47V49L143 52L147 51V53L151 52L152 51V47H153V49L155 50V53H152V52L151 53H152V55L153 54L154 55L150 56V53H149V56H148V60L150 58H152V57L154 59L152 65L150 64V61L152 59L150 61L146 60L147 59V58H145V57H147V56H145L146 53H144V54L142 52L140 53L141 50L139 51V47ZM150 46H151V48H150ZM60 47H64L63 50H61ZM127 47H129V48H127ZM158 47L160 48L159 45H158ZM163 47L161 46L162 49H163ZM188 47L189 48L191 47L193 49L189 50ZM8 48L6 47L7 51L9 52L8 54H9V57H10L11 47L9 48L10 51L8 50ZM34 48H35V46H34ZM69 49H70V47H69ZM172 49H173V51H178V53L182 54L183 57L181 55L179 56L176 52H173ZM184 49L186 50V55L187 56H189L188 54H190L191 52L192 53L194 52L193 56L190 57L191 59L187 60L188 57L185 56V50ZM32 50L35 53L37 52L38 56L41 57V58L38 59V58H36L38 56H36L35 59H34L33 55L35 53L32 54V52H33ZM72 50L73 49H71V51ZM4 51H6V50L4 49ZM166 51L169 54L171 52L170 57H171V55L173 57L176 56L175 61L177 60V63H175V61L173 60L174 59L173 57H171V59L173 58L172 59L173 62L171 61V59L168 57L169 55H166ZM188 51H190V52H188ZM39 52H40V54H39ZM156 52H157V54H156ZM16 53H17V55H18V53L22 54V52H18V51ZM117 53L120 56L117 55ZM135 53H137L136 54L137 57H135ZM192 53L190 54V56L192 55ZM37 54H35V55H37ZM127 54H129V55H127ZM158 54L159 55H163V57L162 56L161 57L157 56ZM194 54H195V56H194ZM14 55H15V53H14ZM14 55L12 56V58L14 57ZM58 55H60V56H58ZM77 55L81 56L79 54H77ZM84 56H85V54L82 57H84ZM158 57L160 58L161 62L157 61V60H159ZM167 57L169 58L170 63H171L172 66H169L170 63L168 62V60H166ZM178 57L184 58L185 62L181 58L178 59ZM48 58H50V59H48ZM57 58L59 59L57 61L58 63L56 62V60L54 62H52L54 59H57ZM70 58L72 59L73 64H72V61H71ZM9 59H11V57ZM47 59L49 61H51V62L49 63V61H47ZM64 59L67 60V63H66V61ZM107 59H108V61H107ZM111 59H114L112 61L114 63L111 62L112 66L113 65H116L114 67L118 66L117 67L118 71H117V68H114V67H112L109 64L110 63L109 61ZM123 59H124V61H123ZM60 60L62 61L61 63H63L65 61V63H63L64 66L61 65L62 67H64V69H65V66L67 64H68V67L70 69L69 70L68 67H66L68 69V70L65 69V71H67V74H68V75L66 74V76H64L65 74H63V73H66V72H62V70L64 71V69H62L59 66L61 64V63H59ZM126 60H128L129 63ZM178 60H181V61L178 62ZM9 61L10 60H8V62ZM11 61H13V60L11 59ZM11 61L9 63H11ZM88 61H89V63H88ZM93 61H96V60H94V58H93ZM121 61H122V63H121ZM155 61L158 62L157 63L158 65H163V66L155 65V63H156ZM162 61H164V62H162ZM123 62L127 63V65L124 64V66H122L121 64H123ZM165 62L167 64L168 63L169 64L167 65ZM3 63H4V65L6 64V62H3ZM13 63L14 62H12V64ZM117 63H118V65H117ZM151 63H152V61H151ZM53 64H55V65L57 64V67L59 66L61 68V70H57L59 67L57 68V67L53 66ZM74 64L78 65V67L74 66ZM94 64H96V65H94ZM104 64H105V66H103ZM106 64H107V66H106ZM174 64H176L177 66L175 65V67H174ZM1 65H3V64H1ZM14 65H15V63H14ZM14 65H12V66H14ZM101 65H102V67L100 68ZM149 65H151V68H149ZM166 65H167V68L165 67L166 68L165 69L164 66H166ZM42 66L45 67V69H43ZM108 66H109V69H108ZM8 67H11V66L7 65V68ZM41 67H42L43 70L41 69ZM98 67H99V69H98ZM103 67H105V72H103L104 71ZM110 67H112V69H111L112 71H109ZM123 67H124L125 70L127 68L128 70H126V71H128V72H130V71L132 72L133 71L132 74L135 73L134 74V78H132L133 77L132 74H131L132 76H129V74L125 70H122V76L125 78L124 75H126L127 79L125 78V80H127V82L123 79V77L122 78L119 77V80L122 79L125 82L124 81L122 82V80H121L122 84H116V82L118 81V78H115L116 74H114V73L115 72L118 73L119 71L121 72V68H123ZM128 67H131L132 69L130 68L131 69L130 70ZM160 67H163V68L161 69ZM14 68H12V70ZM18 68H15L13 71L10 70L11 68L9 69L10 74H13L12 75L13 77H10L9 71L7 72L8 74L6 73L8 75V77H10V79H12V78L14 79V77H16L13 72H16L15 70H18ZM39 68H40V70H42V73L40 72ZM77 68L78 69L81 68V70H77ZM95 68L97 69V71L99 73L98 72L94 73V72H96ZM174 68H175V70H174L175 72L172 71ZM46 69H48V73H49V71L51 73L52 72L56 73L58 71H61V72H58L57 75L55 73H53L52 75L49 76V75H47L48 73L46 72L47 71ZM136 69L138 70V73L136 72L137 71ZM147 70L151 71V73H149V71H147ZM11 71H12V73H11ZM68 71H70V73ZM124 71L126 73H123ZM43 73H45L46 76ZM78 73L82 74V75L79 74V75H81V79H83V78L86 79V77H83V76H86L85 74L89 73V76L91 75L90 78H93L94 82H93V79H91L92 80L91 84L88 81L86 82L85 79H83L84 82L82 80H77V79H80V76L78 75ZM103 73H105V75H103ZM136 74H138V75H136ZM171 74L172 75L174 74L176 76H174V75L172 76ZM61 75L66 77L65 79L67 81H68V79H69L68 77L70 75L69 82L64 80V78H62ZM93 75H94V77H92ZM101 75H103V76H101ZM135 75H136V78H135ZM44 76H45V78H44ZM47 76H49V77H47ZM97 76H99V77H97ZM128 76L131 79H133L134 81H131V79H129ZM29 77L33 78V80H31V78L29 80ZM75 77H76V79H75ZM34 79L36 81L38 79V82H35ZM39 79L43 80V81H41L42 83L41 82L39 83ZM73 79H75V81ZM88 79H89V77L87 76V80ZM114 80L116 82H113ZM176 80H178V81H176ZM209 80L211 81V83H210ZM212 80H214V82L217 85L215 83H213ZM80 81H82L83 83L86 82L88 85L84 84V87H83L82 86L83 84ZM170 81L173 84H169ZM65 82L67 84L64 85ZM76 83H77V85H76ZM106 83H107V85L109 87H107ZM117 83H120V81H118ZM212 83H213V85L211 87L210 85ZM222 83L224 85H222ZM239 84L237 85L238 89H239V90H237L238 94L241 93L240 91L244 90V88L242 89V87L244 85L241 86L240 82H239ZM118 85H120V86H118ZM121 85H123V86H121ZM164 85H165V87H164ZM171 85H172V89H170ZM68 86H69V88H68ZM64 87L66 88V90H65ZM80 87H81V91H79ZM235 87H236V85H235ZM235 87L233 86V88H235ZM19 88H20V91L23 89L25 91V93L22 92L23 90L20 92ZM75 88H77V90L79 89L78 93L76 92L77 90ZM82 88L83 89L85 88V90L87 88V90H89V91L86 90L87 91L86 94L90 93V95L87 96L83 92L85 90H82ZM107 88H108V90H107L108 93L106 91ZM114 88H115V90H113ZM184 88H186V89H184ZM60 89H63V90H60ZM57 90L62 91V92L61 93L59 91L57 92ZM187 90L190 91V92H188ZM218 90H221V89H218ZM218 90H217V92L219 93ZM72 91H73V93H72ZM74 91H75V93H74ZM90 91L93 92V95H92V93ZM199 91H201V92H199ZM19 92H20V94H19ZM55 92L61 94V96L63 95L62 96L63 98L62 99H58V100L56 98H55L56 100L52 99V98H54ZM105 92H106V94H105ZM169 92L171 94H169ZM186 92L184 93L185 96H183L185 98L188 95V94L186 95ZM117 93H118L119 96L120 95L121 96L119 97L117 95ZM8 94H10L11 98L12 99L14 98V99L13 100L9 99L8 98ZM22 94L26 96L24 99L22 97ZM59 94H56V95H59ZM78 94L79 95L81 94V95L79 96ZM206 94L207 95L209 94L208 95L209 97ZM91 95H92V97H90ZM111 95H113V96H111ZM5 96L8 98V100L6 99ZM61 96H56V97L59 98ZM66 96H67V98H69L70 103L68 101V103H67L68 106L65 107V103H64V106H63V102H65V101L67 102L68 99L65 100ZM86 96H87V98L89 97L90 101H88V99L85 98ZM3 97H5V99ZM30 97L32 99H35V100L37 98L38 102L34 101L33 105L30 104V102L33 103V101L30 100L31 99ZM71 97L72 98L75 97V99H77V100H75L76 103H75L74 99L71 101V99H72ZM26 98L28 100H26ZM49 98H51L50 100H52L53 102H51L49 100ZM38 99H40V100H38ZM44 99H45V102H44ZM218 99H219V97H218ZM3 100H5V101H3ZM60 100H62L63 102L60 101ZM83 100L85 101L84 103H83ZM55 101H57L58 103L55 102ZM73 101H74V103L76 105L71 106V104H74ZM78 101H80V102H78ZM8 102H9V104H8ZM60 102H62V104ZM213 102H214V104H211ZM59 103L61 104L60 107H58ZM82 103H83V105H82ZM217 104H218L219 109L221 111V116L224 117V116L229 115L232 118L239 119V121L242 122V117H239V116L237 117V112L241 111V110H238V111L235 110L232 107V104L229 105V109L228 110L226 108L228 103L223 104L220 101H218ZM209 105L210 106L212 105V106L209 107ZM35 106H36V104L33 107L34 109L37 108L38 106L40 107V104L37 107H35ZM20 107H21V110L18 112L17 110H19ZM86 108L87 109L89 108L88 111L86 110ZM101 108L102 109H105V108L106 109L107 108L108 109H112L115 112V116L112 119V122L114 123L113 133H110L109 131H107V130L105 131L103 129L100 130L101 128H103V126L100 125L99 123H97V121H95V122L92 121V116H90V114L87 115L88 112L89 113L91 112L90 109H92V111H97L99 109L101 110ZM262 109L264 110V108H262ZM13 110H14V112L17 111L18 113H20V114H18L17 112L15 113L16 116H17L16 118L14 116ZM119 111H125V112L128 113V115L120 118L119 114H118ZM82 116H84V117H82ZM89 118H90V120H89ZM120 120L122 121L121 123H120ZM209 121H210V119L208 120V122ZM87 123H89L91 126L90 125L87 126L88 125ZM149 123H150V125H149ZM185 123H187V122H185ZM95 124H97V125H95ZM208 124H210V122ZM258 126L260 127V131L264 132V125L262 126V124L261 125L259 124ZM210 129H211V127L210 128L208 127V130H210ZM201 130L202 131L207 130L206 127H205V122H203V126H202ZM166 132L167 131L165 129L164 133H166ZM73 133L75 135H73ZM192 142L197 143L195 145L197 148H195V146L193 144H192L193 146L190 147V144ZM45 156H46V158H45ZM197 156H199V158L202 157L200 154H198ZM255 163H254V166L251 165L252 169H254L253 170V174L255 175V177H256L255 173H258V175L261 174V176L259 175L260 178L257 175V179H259L263 183V181H264V177H263L264 176V165L262 166V163H261V165L258 164V163H257L258 165H255ZM260 167L263 168V169H261ZM262 170H263V173H262ZM7 181H9V182H7ZM23 182H24V180L21 181L20 183H23ZM263 185H264V183H263ZM164 191H165V193H164ZM141 205H142V207H141ZM1 211L2 210L0 209V213H1ZM261 217L262 218L264 217V212H263ZM14 218L16 219V217H14ZM160 218H164L165 222L162 221ZM187 218H189V217H187ZM191 218H192V216L190 217V219ZM262 218H260V221L262 220L261 223H260V221H258V225L260 226V224H261V226H260V227H262L261 231H263L262 234L264 235V227H263L264 219H262ZM16 221L18 223V218L16 219ZM161 223H163V224L161 225ZM217 224H216V226L214 225L215 227L214 226L212 227L213 228L212 229L213 230L212 231L213 235L211 234L213 237H216V239L212 237L213 241H211L212 245H215L214 249H213V252H212V255H213L212 262H214V264H219V263L221 264L222 259L224 257H226V258L223 259L224 263H225V261L227 260V256L229 255L228 256V260L226 262L227 264H229L230 263L229 258L230 259L233 258L235 253L233 252V249L230 247V246H232L231 242H228V243L225 242L226 243L225 244L226 247L224 246V244L222 246L220 244V246H219V244L217 243V242H220L219 240L217 241V239H222L223 238V237L219 238V236H217L219 234L218 231L216 230V228L219 226V224L218 225ZM146 225L149 226V223H146ZM139 226L142 228L143 231L141 232L142 234L140 232H137V233L141 234V235H138L137 233L134 232L135 230L137 231V229H138V231L139 230L141 231V228ZM154 227L155 226H153V229H154ZM161 227H163V228H161ZM145 228H146L147 231H144ZM152 232H153V230H152ZM167 232H165V233L167 234ZM148 234H150V235L148 236ZM151 235H152V237H150ZM138 236H140L139 237L140 239H143V240H141L142 244L144 242H146V243H144L145 245L144 244L142 245V248H139L141 243L139 242L140 239H139V241L136 239V238H138ZM145 236L147 237L146 239H145ZM262 238H263V236H262ZM136 240L138 241L139 245L137 244V242L135 243ZM161 240H162V238H161ZM263 241H264V238H263ZM147 244H149V245H147ZM227 244H229V245H227ZM137 245H138V247H137ZM147 249H148V251H147ZM138 250H140V252ZM215 250H216V252H215ZM229 250H232V251H229ZM253 250L254 251H250V250L247 251L246 250L247 252L250 251L249 254L244 252V256L246 255L247 257L245 256V257L242 258V264H264V245H262V247L260 249H253ZM256 250H258V251H256ZM149 251L151 252V254L149 253ZM251 252H252V255L254 257H250ZM231 255H233V257H231ZM8 256H10V258L11 257L14 258L16 256V253L10 252V253L7 254V256H0V264H12V263H9L8 260H10V258ZM7 258H9V259L7 260ZM12 258H11L10 262L12 261ZM245 258H247L246 259L247 261L245 260ZM2 259L5 260V262ZM14 259H13L14 261H12L13 264H18V260L16 258H14ZM248 259H251V260H248ZM132 260H133V262H132ZM232 260L233 259H231V261ZM224 263H222V264H224ZM231 263H233V262H231Z\"/></svg>",
    "mask_w": 264,
    "mask_h": 264
}]
</instances>
